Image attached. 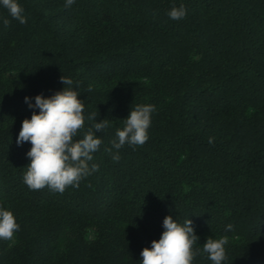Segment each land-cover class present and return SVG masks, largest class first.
I'll return each instance as SVG.
<instances>
[{
  "label": "trees",
  "instance_id": "1",
  "mask_svg": "<svg viewBox=\"0 0 264 264\" xmlns=\"http://www.w3.org/2000/svg\"><path fill=\"white\" fill-rule=\"evenodd\" d=\"M17 2L24 24L0 4V208L20 227L14 244L0 239V264H140L166 216L192 220L193 264H212L203 244L223 236L222 264H264V0ZM62 75L85 105L76 139L92 113L109 122L95 133L99 170L62 194L30 190L31 144L16 139L39 109L25 97L62 91ZM145 104L148 141L112 148Z\"/></svg>",
  "mask_w": 264,
  "mask_h": 264
},
{
  "label": "clouds",
  "instance_id": "2",
  "mask_svg": "<svg viewBox=\"0 0 264 264\" xmlns=\"http://www.w3.org/2000/svg\"><path fill=\"white\" fill-rule=\"evenodd\" d=\"M75 0H66L65 7H71ZM0 4L8 10L9 15L21 24L27 22L23 15L24 9L17 0H0ZM187 14L186 8L173 6L168 12L172 20H181ZM5 27L11 21L0 18ZM65 85L62 91H57L50 97L43 94L35 96V103L29 97L25 102L30 109H39V113L32 112L31 118H25L16 139L18 146L30 142L31 148L27 152L30 163L26 166L23 182L30 190L39 191L48 187L53 192L63 193L69 186L79 187L82 179L99 170L98 164H89L93 160V153L99 150L102 140L95 134L102 132L109 126L105 118L96 122L97 113L87 117L92 121L82 139H76L85 126V105L79 99L80 93L74 90L73 80L65 76L60 77ZM88 92L92 88L87 89ZM156 106L152 104L131 107L130 113L124 119V127L116 130V139L111 141L112 148L119 150L125 144L142 146L148 139V129L151 126L152 113ZM209 143H213L210 138ZM112 148L106 149L109 153ZM117 152L112 155L114 162L120 160ZM12 211L0 208V239L14 240V233L19 230ZM127 227V226H126ZM159 240H153L151 247H145L141 252L140 264H193L195 256L200 252L194 250L199 237L195 234L193 222L190 219L183 224L166 216ZM233 229L232 224L226 226V231ZM229 243L227 236L219 239L209 237L203 244V252L212 264H222L226 257L225 245ZM12 244L9 245L11 247Z\"/></svg>",
  "mask_w": 264,
  "mask_h": 264
}]
</instances>
